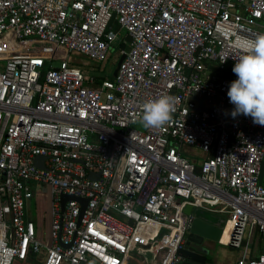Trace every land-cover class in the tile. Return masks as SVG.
Masks as SVG:
<instances>
[{
    "label": "built area",
    "instance_id": "obj_1",
    "mask_svg": "<svg viewBox=\"0 0 264 264\" xmlns=\"http://www.w3.org/2000/svg\"><path fill=\"white\" fill-rule=\"evenodd\" d=\"M121 30L115 77L70 64L108 61ZM257 34L264 0H0V264H185L187 209L225 217L234 264H264L246 241L264 238V126L233 118L227 95L237 43ZM162 95L171 121L144 128L143 104ZM147 224L155 251L135 242Z\"/></svg>",
    "mask_w": 264,
    "mask_h": 264
},
{
    "label": "clouds",
    "instance_id": "obj_2",
    "mask_svg": "<svg viewBox=\"0 0 264 264\" xmlns=\"http://www.w3.org/2000/svg\"><path fill=\"white\" fill-rule=\"evenodd\" d=\"M237 46L243 54L236 59L232 71L237 79L230 83L227 92L234 105L231 116H250L254 124L264 126V34L238 41ZM175 105L172 95L149 100L143 104L138 121L146 129L163 128L171 121Z\"/></svg>",
    "mask_w": 264,
    "mask_h": 264
},
{
    "label": "rangeland",
    "instance_id": "obj_3",
    "mask_svg": "<svg viewBox=\"0 0 264 264\" xmlns=\"http://www.w3.org/2000/svg\"><path fill=\"white\" fill-rule=\"evenodd\" d=\"M124 33L125 32L123 30L120 31V39H125L126 36L124 35ZM121 44L122 42L119 41L118 44L114 45V50L110 53V57L108 61L104 63H96L94 61L89 60L86 57H82L74 53L68 55V60L71 64L78 65L83 70L86 69L84 71L88 72L89 74L93 73L94 75H97L98 77H100V79L109 80V79H112L113 72L117 67V62L119 59V52H120L119 47ZM59 63H60V60L55 58V60H52L51 65L52 67H56L59 65ZM35 197L36 198L34 200L32 199L27 203V210H28V215L30 219L38 224L36 210L37 208H42L43 206L46 207V199L37 200V195H35ZM43 197L46 198L45 195H43ZM203 218L210 219L211 221H214L216 224H220V225H223L224 220H225L224 216L211 214V213L204 215ZM196 226L197 227L195 228V231L202 233L204 237V238L202 237L203 238L202 240L198 239L196 243H200L201 247L208 250V254H207L208 262L212 264H232L237 259V256H239L240 252L243 250V248H241L240 250L230 249L228 246L222 245L221 242L219 244H216L215 241L219 234L218 229L214 227H210L208 225H204L202 223H197ZM192 227H193V222L190 226V229ZM140 229H141V232L138 233L139 236L136 234L135 240L139 239V242L141 244L154 245L152 249L155 251L156 250L155 246H160V243L155 244V243H152L153 241L151 243H148L149 242L148 240H154L152 238H154L158 227L152 224L151 226L141 227ZM45 236H46V222L44 221L43 223H41L39 221L38 239H41L44 242ZM139 242L137 241V243ZM255 243H257L256 240H255ZM146 257L147 259H149L151 257V254L147 253ZM141 260L142 258L140 259V261ZM140 261L137 258L136 259L129 258L126 264H141ZM13 264H19V262L14 261Z\"/></svg>",
    "mask_w": 264,
    "mask_h": 264
},
{
    "label": "water",
    "instance_id": "obj_4",
    "mask_svg": "<svg viewBox=\"0 0 264 264\" xmlns=\"http://www.w3.org/2000/svg\"><path fill=\"white\" fill-rule=\"evenodd\" d=\"M114 18H115V16L113 15L112 16V19L110 21L109 26H111ZM131 41H132L131 37L129 35H127L125 37V39H124V42L119 47L120 51L127 52L128 51V44L131 43ZM124 55L125 54L123 53V54H121L119 56V59H118V62H117V67L114 70L112 77H115L116 76L117 70H118V68H119L122 60L124 59ZM200 109L203 110L202 104H201V108ZM41 161H42V159L39 158V157H37L34 160V164L36 166H39ZM263 171H264V164L262 165V169H261V173H260V179L262 177ZM90 177L93 178L94 176L91 175ZM66 199H68V197H64V196L62 197V201L63 202ZM79 201L82 203V205L84 207L85 204H86V201H82V200H79ZM186 213H191L192 214V217H193V221H192L193 222V227L191 229H189V233H191V234L188 235L186 244L184 245V247L182 249H180L177 252V255L178 256H181L183 258L185 264H206V263H208V258H207L208 250H206L205 248L201 247L200 243H193V244H191V242H192L191 240H192V236H194V234H196L197 236H199V239L200 240H202L204 238L203 235H202V233H200L198 231H195V228L197 227L196 226L197 223H202L204 225H207L206 222H210L211 224H213V223H212V221L210 219L203 218L204 215L208 214V212H206V211H203V210H200V209H194V210L187 209L186 210ZM225 225H226V220H224L223 225H220V231H219L218 237L216 238V241H215L216 244H219L221 242Z\"/></svg>",
    "mask_w": 264,
    "mask_h": 264
},
{
    "label": "crops",
    "instance_id": "obj_5",
    "mask_svg": "<svg viewBox=\"0 0 264 264\" xmlns=\"http://www.w3.org/2000/svg\"><path fill=\"white\" fill-rule=\"evenodd\" d=\"M71 64V63H70ZM72 66H75L74 64H71ZM76 67V66H75ZM207 225L211 226V227H214L216 229H218L220 231V224H216L214 221H212L213 224H211L210 222H206ZM215 224V225H214ZM152 224H149V225H145L144 227L146 226H151ZM217 225V226H216ZM191 233H188V235H190ZM187 235V236H188ZM199 239V236H197L196 234H194V236H192V242L191 244L193 243H196ZM255 240L257 241V243H255ZM247 244H248V248H249V251H250V257H253V258H256L258 257L259 255L263 254L264 253V238L262 236H260L257 232H252L251 234V237L247 238ZM223 245V244H222ZM154 247V246H153ZM208 248V247H207ZM209 249V248H208ZM240 255V254H239ZM239 256H237L238 258ZM237 260V259H236ZM235 260V261H236ZM235 261L232 263L234 264ZM210 263V262H208ZM212 264V263H210Z\"/></svg>",
    "mask_w": 264,
    "mask_h": 264
},
{
    "label": "trees",
    "instance_id": "obj_6",
    "mask_svg": "<svg viewBox=\"0 0 264 264\" xmlns=\"http://www.w3.org/2000/svg\"><path fill=\"white\" fill-rule=\"evenodd\" d=\"M80 56H82V55H80ZM82 57H84V56H82ZM76 67H78V68H80L83 72H84V74L86 75V76H94L96 79H99L100 77H98L97 75H94L93 73H91V74H89L88 72H86V71H84V70H86V69H82L80 66H78V65H75ZM40 257L41 256H39V255H35V256H33V257H30V258H28L26 261H24V262H19V264H42V262H41V260H40Z\"/></svg>",
    "mask_w": 264,
    "mask_h": 264
},
{
    "label": "bare ground",
    "instance_id": "obj_7",
    "mask_svg": "<svg viewBox=\"0 0 264 264\" xmlns=\"http://www.w3.org/2000/svg\"><path fill=\"white\" fill-rule=\"evenodd\" d=\"M147 225H149V224H147ZM144 226H145V225H144ZM144 226H142V227H144ZM140 232H141V229H139L138 232H137V235H138V236H139L138 233H140ZM137 241L139 242V239H136V240H135V242H137ZM139 243H140V242H139ZM148 243H151V242L149 241ZM158 243H159V242H158ZM143 254H145V252H143Z\"/></svg>",
    "mask_w": 264,
    "mask_h": 264
},
{
    "label": "flooded vegetation",
    "instance_id": "obj_8",
    "mask_svg": "<svg viewBox=\"0 0 264 264\" xmlns=\"http://www.w3.org/2000/svg\"><path fill=\"white\" fill-rule=\"evenodd\" d=\"M187 235H188V234H187ZM187 238H188V236H186V242H187ZM186 242H185V244H186ZM185 244H184V245H185Z\"/></svg>",
    "mask_w": 264,
    "mask_h": 264
}]
</instances>
